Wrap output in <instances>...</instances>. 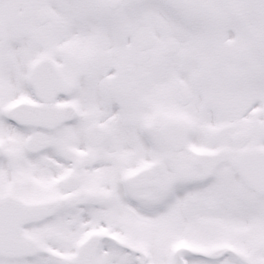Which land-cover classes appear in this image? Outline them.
Returning <instances> with one entry per match:
<instances>
[{"label": "snow or ice", "instance_id": "1", "mask_svg": "<svg viewBox=\"0 0 264 264\" xmlns=\"http://www.w3.org/2000/svg\"><path fill=\"white\" fill-rule=\"evenodd\" d=\"M0 264H264V0H0Z\"/></svg>", "mask_w": 264, "mask_h": 264}]
</instances>
